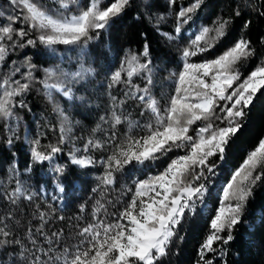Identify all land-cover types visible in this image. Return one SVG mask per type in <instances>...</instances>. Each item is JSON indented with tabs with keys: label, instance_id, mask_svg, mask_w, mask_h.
<instances>
[{
	"label": "snow or ice",
	"instance_id": "1",
	"mask_svg": "<svg viewBox=\"0 0 264 264\" xmlns=\"http://www.w3.org/2000/svg\"><path fill=\"white\" fill-rule=\"evenodd\" d=\"M8 2L23 12L22 17L8 16L9 23L0 25V63L15 48L35 47L37 41L52 52L56 51L57 45H64L79 48L82 55H87L89 45L131 7V0H112L111 3L87 0V4H82L81 0H52L58 7L50 11L39 0ZM170 2L174 4L175 0ZM203 2L192 0L189 6L181 7L176 14L175 35H161L169 41L179 39L184 25L193 20ZM73 7L76 12L72 11ZM240 14L237 10L236 15ZM260 14L264 15V11ZM18 21L26 25L28 31L24 27L15 28ZM231 23L230 19L218 18L212 27L202 26L189 38L188 45L181 51L182 66L172 73L174 93L163 109L152 93L154 79L149 44L146 42L142 51L125 52L119 68L108 77L109 89L120 84L126 87L123 98L109 92L110 114L100 118L112 129L108 139L102 142L90 137L82 149L84 155H79L80 149L69 153L70 164L79 169L97 164L104 168L103 174L97 178V188L92 190H99L101 199L92 209L91 222L78 226L77 243L57 248L63 233L48 235L44 232L51 216L49 212L41 211L39 206L34 218L41 223L35 228V233L43 236L42 243L47 247L38 243L32 227L27 229L24 239L14 235L9 224L14 219L11 211L0 216V248L11 246L18 249V252L10 254L9 264H162V258L168 255L170 245L178 235L179 226L188 216L194 215L198 207H206L216 170L226 160L228 148L242 128L246 110L257 93L264 89V62L240 82L238 65L254 55L250 41L243 36L215 58L193 61V58L203 56L219 45L228 36ZM244 27H248V22ZM30 32L37 33L35 40L25 39ZM25 64L27 71L21 80L13 79L20 71L18 67L12 70L11 75L0 78V119L5 121V130L10 133L9 145L13 143L11 137L16 134V129L9 124L13 119L18 120L16 98L28 93L34 81L35 65L31 58H27ZM94 73L93 67H85L83 63L74 72L58 73L54 69H45V77L39 83L53 103V93L73 101L76 99L74 89L78 90L76 85L83 86ZM134 77L145 81L143 87L133 82ZM128 100L138 101L143 106L141 115L150 114L148 122L141 124L124 114ZM18 106L27 107L23 99L19 100ZM217 109L222 115H217ZM54 110L62 120L58 143L41 146L39 138L30 141L31 164L28 170L34 164L43 166L47 162L57 192L65 193V177L69 169L58 162V154L63 151L60 145L70 139L72 129L65 126L68 117L63 109L57 104ZM214 119L220 120L224 126L214 124ZM197 122H202L201 126L193 128ZM124 124L127 131L123 138H118L116 129ZM99 128L97 125L93 133ZM137 130L142 135H136ZM193 132L194 135L191 134ZM106 147L111 148L106 159L97 161L90 154ZM173 150H181L184 154L170 159L162 171L150 173L144 179L135 178L132 185L122 188L121 195H130V199L102 202L105 193L116 184L118 173L123 174L129 166L133 170L149 168ZM10 171L15 174V164ZM262 178L264 139L249 152L223 188L220 206L210 220V233L199 247L198 264H213L212 259H206L208 253H218L220 257L226 255L225 246L233 241V231L242 222L252 190ZM34 195L17 179L16 187L3 198L15 205L20 198L32 201ZM57 198L53 196V199ZM109 205L116 211L110 214ZM48 207L54 211L51 205ZM84 211L85 206L81 205L80 212ZM109 215L113 219H108ZM217 243L219 248L214 247Z\"/></svg>",
	"mask_w": 264,
	"mask_h": 264
},
{
	"label": "trees",
	"instance_id": "2",
	"mask_svg": "<svg viewBox=\"0 0 264 264\" xmlns=\"http://www.w3.org/2000/svg\"><path fill=\"white\" fill-rule=\"evenodd\" d=\"M48 10L58 7L52 0H39ZM111 3L112 0H105ZM192 0H131L125 14L117 18L112 27L101 33L99 39L94 40L87 49V55H82L79 48H69L57 45L56 51L40 45L37 41L35 47L15 48L10 51L3 63H0V78L11 75L14 68H19L13 76L14 80H21L22 74L27 71L25 60L31 58L35 65L33 69L34 81L31 89L23 97H17L15 108L18 120L9 121L11 127L16 129V134L11 137L13 143H7L10 133L5 130V121L0 119V216L12 212L14 219L9 221L14 235L21 239L32 227L35 238L43 247V236L35 233V228L41 223L34 218L37 206L41 211L49 212L51 219L44 228V232L50 235L52 232H62L63 235L56 245L57 248L71 246L78 242L76 232L78 226H84L91 222V212L100 197V191L93 192L99 184L98 177L104 172V168L97 164L95 167L79 169L70 164L69 153L74 149H80L79 155H84L82 149L90 137L105 141L112 129L110 124L101 121L102 116L110 114V96L123 98L126 87L120 84L112 89L108 88V77L111 72L117 70L126 51L139 52L143 50L147 42L150 46V56L153 66L154 84L153 95L160 101L163 109L167 106L169 96L174 93L175 84L172 73L177 72L181 65V51L188 45L189 38L198 32L202 26L212 27L218 18L230 19L228 36L209 53L193 58L194 62L202 59H213L220 55L228 47H231L241 36L249 40L254 50V55L247 60H242L238 65L241 73V81L255 68L264 62V0H204L197 10L193 20L184 25L181 37L169 41L161 33L175 35L176 14L181 7H187ZM87 4V0H81ZM240 15H236V11ZM76 12V8H72ZM23 10L14 8L8 0H0V25L9 23L8 16L22 17ZM163 18V19H161ZM248 27L245 28V23ZM19 29L27 26L21 22L14 25ZM37 33L30 32L25 39H36ZM83 63L85 67L95 69L94 75L88 77V82L83 86L76 85L74 89L76 99L69 101L59 94L53 93L55 103L50 101L39 83L45 77V69H54L58 73L74 72ZM133 82L143 87L145 81L141 77H134ZM23 99L27 107H19L18 102ZM59 105L68 117L65 126H70L72 132L70 139L60 147L62 153L58 154V162L69 169L66 174L65 193L57 192L52 182V172L47 162L42 166L31 164L30 141L40 139L41 146L57 144L60 136L61 117L54 110ZM223 106V102H221ZM230 106V105H229ZM143 106L134 100H128L123 112L132 121L141 124L150 119V114L141 115ZM247 115L242 121V128L231 142L226 160L219 164L216 176L210 185V195L206 198V207H198L194 215L188 216L178 228V235L170 245L168 255L162 258V264H198L199 247L210 233V220L220 206L223 196V188L230 181L232 174L240 167L249 152L253 150L261 139H264V89H261L252 105L246 110ZM217 115H222L217 109ZM214 124L224 126L220 120H213ZM197 122L193 128L201 126ZM100 128L93 133V130ZM127 131V125H120L116 129L117 137L123 138ZM191 134H195L194 132ZM136 135H142L137 130ZM43 150V149H42ZM111 148L95 150L90 154L97 160L106 159ZM181 150H173L166 157L154 162L143 170H133L129 166L123 174H117V182L105 193L102 202L108 200H127L129 196H122V188L130 186L133 179H144L147 175L162 171L170 159L176 155H183ZM218 161V158H217ZM15 164V174L10 171ZM260 171V169H258ZM11 178V179H10ZM30 193H34L32 201L20 198L15 205L3 197L16 187V180ZM43 186V190H42ZM53 196L58 197L53 199ZM48 205L52 206L49 209ZM85 206V211L80 212V206ZM119 207V206H118ZM116 211L111 205L108 212ZM63 217V219H59ZM79 217V219H78ZM108 219H113L111 215ZM19 221V224L16 223ZM234 239L226 247V255L220 257L218 253H208L206 259H212L213 264H264V178L257 182L249 197L242 222L233 231ZM181 237L183 239H181ZM31 248L32 246L27 243ZM214 247L219 248L217 243ZM18 252L13 247L0 248V264H9L10 254Z\"/></svg>",
	"mask_w": 264,
	"mask_h": 264
}]
</instances>
